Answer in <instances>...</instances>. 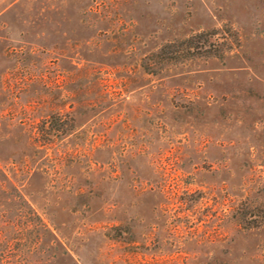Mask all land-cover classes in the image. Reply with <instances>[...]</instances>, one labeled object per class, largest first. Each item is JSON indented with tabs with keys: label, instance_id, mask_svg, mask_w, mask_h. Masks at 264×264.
Returning a JSON list of instances; mask_svg holds the SVG:
<instances>
[{
	"label": "rangeland",
	"instance_id": "374dc122",
	"mask_svg": "<svg viewBox=\"0 0 264 264\" xmlns=\"http://www.w3.org/2000/svg\"><path fill=\"white\" fill-rule=\"evenodd\" d=\"M240 204L259 222L264 0H0V264H264Z\"/></svg>",
	"mask_w": 264,
	"mask_h": 264
},
{
	"label": "trees",
	"instance_id": "16d2710c",
	"mask_svg": "<svg viewBox=\"0 0 264 264\" xmlns=\"http://www.w3.org/2000/svg\"><path fill=\"white\" fill-rule=\"evenodd\" d=\"M227 41H229V37L223 31L217 33L216 30H206L194 33L181 40L168 42L160 47L158 53L166 52L171 54L173 61L181 60L197 55L215 54V51L226 44ZM63 122L64 120H62V125L65 124ZM237 212L239 224L244 228L258 227L264 221L263 210L259 222L253 219L252 210H247V207H243L242 204L238 207Z\"/></svg>",
	"mask_w": 264,
	"mask_h": 264
}]
</instances>
